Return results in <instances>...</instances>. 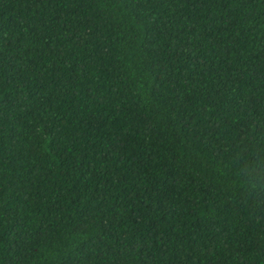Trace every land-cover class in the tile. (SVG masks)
<instances>
[{"label": "trees", "instance_id": "1", "mask_svg": "<svg viewBox=\"0 0 264 264\" xmlns=\"http://www.w3.org/2000/svg\"><path fill=\"white\" fill-rule=\"evenodd\" d=\"M0 264H264V0H0Z\"/></svg>", "mask_w": 264, "mask_h": 264}]
</instances>
